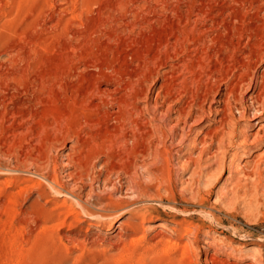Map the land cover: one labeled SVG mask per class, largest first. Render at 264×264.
Masks as SVG:
<instances>
[{
  "label": "rangeland",
  "instance_id": "1",
  "mask_svg": "<svg viewBox=\"0 0 264 264\" xmlns=\"http://www.w3.org/2000/svg\"><path fill=\"white\" fill-rule=\"evenodd\" d=\"M263 26L264 0H0V264H264L257 80L230 96V71L201 105L204 87L173 90L205 43L238 72ZM130 82L152 133L128 154L113 139ZM226 98V139L205 146Z\"/></svg>",
  "mask_w": 264,
  "mask_h": 264
},
{
  "label": "bare ground",
  "instance_id": "2",
  "mask_svg": "<svg viewBox=\"0 0 264 264\" xmlns=\"http://www.w3.org/2000/svg\"><path fill=\"white\" fill-rule=\"evenodd\" d=\"M255 46H256V49L254 48L255 50H253V51L251 50L250 52H248V53H246L244 55V57H245L244 60L245 61L244 62L240 61L241 62V67L238 69V72H235L231 68V66H232L231 63H229L228 66H226V65H224L222 60L219 63L220 64L219 68H217V69H216V67L212 68V62H214L212 60L213 57L211 56V53L209 52V48L210 47H208L207 44L205 43V51H204L205 55L202 56L201 58L199 57L200 59H198L197 64L193 61V59L192 60H186L185 59V61H183V63L181 65H177L176 64L177 65V69H178L177 72H176L177 74H176L175 77L171 76V77H174V79L176 80V85H175V87L173 89L174 90V94H176V95L178 94L179 95L180 93L185 92V94H189L191 96V98H193L194 101H195V96H198L199 88L204 87V91H203L204 93L201 96V101L199 100V105H201L200 103L203 100H205V102H206L208 97L210 95L212 96V94H214V91L216 93V91L220 88L219 84L221 83V81H223L224 77L227 74H229V72L231 71L232 72L231 74L233 75V77L231 78L230 86L228 85V87H229V90H228L229 91V95L236 97L235 94L237 92V89L240 87V85L243 82H246L248 79H250V80L256 79L257 80L256 88L249 95V98L251 100V105L248 106L247 108L253 109L255 111H258L260 116L261 115L264 116V114H263L264 113V71H262L260 73V75H256L255 71H254V68H255L256 65H258V64L260 65V64L264 63V43L260 42V43H257ZM197 48H198V46H197ZM233 49H236V48H233ZM228 59H229V61L231 60L233 62H238L239 61V59L236 58L235 50H233V55H228ZM150 61H152V60H150ZM190 65H192V66H190ZM194 66L197 67V68L194 69ZM192 67H193V69H192ZM213 67H214V65H213ZM198 69H199V74H200L199 76H197L198 75V71H197ZM173 70H175L174 67H173ZM126 89L128 90L127 92H125L126 96L123 95L124 96L123 98L120 97V98L117 99L119 105L120 106L122 105L124 108L123 109L121 108L122 111L119 109L120 113L117 114V116H118L117 117L118 118L117 121H119V127H118L119 131L117 130L118 128H115L116 131H118V132L117 133L115 132L116 134L114 133L115 136H114V139L113 138L112 139L118 146L119 145L122 146L123 151H126L128 153L129 152L128 150L131 151V149H132V147H128V145H129L128 142L129 141L134 143V148H135V146L138 147V145L142 142V137L143 136L145 137V135H147V134L150 135L152 132L150 133V130H148L145 127L146 123H144V120L142 119V116H141L142 112L140 110V106L137 103L132 102V100H130L131 95L134 96L135 99H136V95H139L142 92V89L139 87L138 83H135V82H130L128 84V86H126ZM95 90H97V89H95ZM93 91H92L91 94H93ZM99 94H101V93H99ZM101 95H103V94H101ZM168 95L169 96L171 95L170 91H169ZM168 95L166 94L165 96L169 97ZM140 97L141 96H139V98ZM228 97L229 96H227V98ZM113 100H112V102H113ZM133 101H134V99H133ZM222 102L224 103L223 108L221 110L220 109L218 110V112H222L223 115H224L222 120H221L222 121L221 124H220L221 126L219 125L220 127L215 128L213 131H208V132L205 133V146L206 145L207 146L211 145L212 143H214L216 141L218 147H220L222 142L226 139L225 131L227 129L226 125L228 124V121H227V118H226V116H227L226 112H227V110L232 109V108H231L230 98L227 99V101H222ZM106 103H109V102H106ZM178 114H179V117H180L181 120L186 121L188 118L192 117L193 109H192L191 106H189L187 108H181V109H179ZM261 122H262V119H260L256 124L261 125L260 129H264V124L262 125ZM259 131L253 137V141L258 140V138L260 136ZM20 135H22V134H20ZM149 135H147V137ZM246 136H248V135H246ZM262 137L264 138V135ZM245 139L247 140V138H245ZM129 148H131V149H129ZM136 153L138 154V153H140V151L138 150ZM262 158H263V161H264V156ZM87 166H88V164H87ZM82 169H85V168L82 167ZM69 175L73 176L71 173ZM261 175H262V173H260V176ZM74 176H75V173H74ZM82 177H83V175H82ZM51 181L53 183V190H56L60 194H62V193L64 194L65 193L66 196L68 194H70V192L68 191L66 185L59 180L57 175H53ZM152 226L154 227L155 225H152ZM157 226H159V227L161 226L162 227L163 224L161 223V224H158Z\"/></svg>",
  "mask_w": 264,
  "mask_h": 264
}]
</instances>
